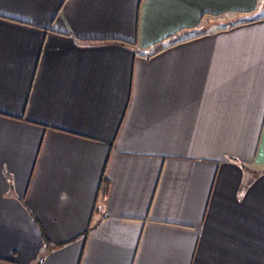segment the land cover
Segmentation results:
<instances>
[{
  "label": "crops",
  "instance_id": "1",
  "mask_svg": "<svg viewBox=\"0 0 264 264\" xmlns=\"http://www.w3.org/2000/svg\"><path fill=\"white\" fill-rule=\"evenodd\" d=\"M264 264V0H0V264Z\"/></svg>",
  "mask_w": 264,
  "mask_h": 264
},
{
  "label": "water",
  "instance_id": "2",
  "mask_svg": "<svg viewBox=\"0 0 264 264\" xmlns=\"http://www.w3.org/2000/svg\"><path fill=\"white\" fill-rule=\"evenodd\" d=\"M40 262H41V257L38 259V262H37V264H40Z\"/></svg>",
  "mask_w": 264,
  "mask_h": 264
}]
</instances>
